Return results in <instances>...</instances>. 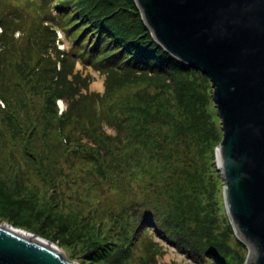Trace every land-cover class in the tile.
Segmentation results:
<instances>
[{"label":"rangeland","instance_id":"rangeland-1","mask_svg":"<svg viewBox=\"0 0 264 264\" xmlns=\"http://www.w3.org/2000/svg\"><path fill=\"white\" fill-rule=\"evenodd\" d=\"M141 21L127 0H0V224L78 264H246L211 81L191 71L182 101L131 52Z\"/></svg>","mask_w":264,"mask_h":264},{"label":"water","instance_id":"water-1","mask_svg":"<svg viewBox=\"0 0 264 264\" xmlns=\"http://www.w3.org/2000/svg\"><path fill=\"white\" fill-rule=\"evenodd\" d=\"M156 43L206 75L221 119L224 199L246 264H264V0H135ZM0 264H78L0 224Z\"/></svg>","mask_w":264,"mask_h":264},{"label":"trees","instance_id":"trees-1","mask_svg":"<svg viewBox=\"0 0 264 264\" xmlns=\"http://www.w3.org/2000/svg\"><path fill=\"white\" fill-rule=\"evenodd\" d=\"M127 2L129 3H135V0H127ZM107 3V1H106ZM109 6H110V2H109ZM47 18V16H46ZM46 22V21H45ZM139 25L141 27V32L138 33V40L142 41V42H133L132 44L134 45V51L132 50L131 52H134L135 54H139L142 57L145 58V60L141 59L140 56V61L142 63H144V65L151 66L153 67L152 69H160L159 71L162 73L165 72H173L175 75V86L177 88L178 93L181 96L182 101L186 100V97H190L192 96L191 94V85L189 84V80H188V75H190L191 71H197L193 68H188L186 65L182 64L180 61H178L177 59L173 58L171 55H169L166 51H164V49L158 45L156 43V41L154 40L153 37H151L149 35V33L147 32V28L144 27V25L142 24V21L139 22ZM47 28V27H46ZM48 29V28H47ZM24 32L28 33L27 30H23ZM43 30L40 34H36L35 36V40L38 41V37L40 35H42ZM40 38V37H39ZM80 44L79 47H81V40H79ZM91 49L89 51H94V53H92V55H89L90 58L94 57V56H98L99 53L101 52L100 47H92L91 44L86 45L85 48H83L84 50H86L87 48ZM82 48V47H81ZM90 52V53H91ZM148 60H150L151 63H146ZM152 64V65H149ZM24 70H27L25 67H23ZM200 72V71H199ZM203 74V73H202ZM176 76H180V78L176 77ZM206 76V75H205ZM212 130H215V126H212ZM203 246L206 247H211L214 246L212 241H206L205 243H203Z\"/></svg>","mask_w":264,"mask_h":264},{"label":"bare ground","instance_id":"bare-ground-1","mask_svg":"<svg viewBox=\"0 0 264 264\" xmlns=\"http://www.w3.org/2000/svg\"><path fill=\"white\" fill-rule=\"evenodd\" d=\"M60 104H61L60 107L64 109L65 108L64 103L61 102Z\"/></svg>","mask_w":264,"mask_h":264}]
</instances>
